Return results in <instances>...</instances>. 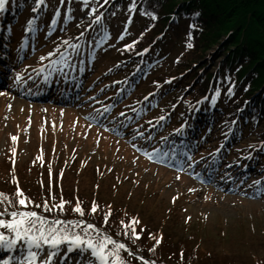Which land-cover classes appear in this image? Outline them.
<instances>
[{"label": "rangeland", "instance_id": "rangeland-1", "mask_svg": "<svg viewBox=\"0 0 264 264\" xmlns=\"http://www.w3.org/2000/svg\"><path fill=\"white\" fill-rule=\"evenodd\" d=\"M63 2L67 4L70 0ZM88 2L84 6L76 0L68 15L65 8L60 11L55 27L46 26L35 37L37 50L50 32L53 37L61 35L72 30L69 27L74 25L76 37L88 26L92 29L103 26L99 33L92 35V44L83 42L87 51L82 60L75 57L79 60L77 63L65 57L55 66H40L39 54L32 53V49L35 50L32 44L27 47L31 59L27 60L26 54H18L19 46L30 36L22 32L23 27L29 25L27 18L32 4L21 14L18 26L13 27V32L22 30L19 34L22 37L13 44L8 42V50L3 44L12 30L8 26L2 28L0 93L4 94L0 95V182L17 175V170L22 177H35L44 159L51 165V172L58 170L60 178L62 173H70V163L74 162L75 176L84 182L83 193L88 194L89 187L98 183L95 177H103L101 189L105 196L110 197L108 193L116 184L117 192L125 197L124 202L130 208L143 217L147 215V219L150 216L152 223L168 217L166 225L176 226L178 230L182 228L183 233L188 229L215 239V235L226 233L233 237L245 230L246 223L264 221V165L259 158L262 143L257 138L264 124L256 128L249 126L245 133L237 134L229 129V125H216L217 120L208 118L211 115L219 118L220 115L214 112L216 108L208 109V112L201 109L200 119V110L195 109V104L182 110H186V115L181 117L183 91H178V82H184L194 70L182 78L172 76L177 58L183 61L188 58L186 36L178 32L179 27H170L165 30V36L159 33L150 39L158 41L157 49L151 50L155 45L151 43L148 45L151 49L144 51L145 44L143 50L132 51L133 59L116 63L115 54L129 50L128 46L136 41L148 22L136 12L131 13L135 9L134 3L130 2L126 7V0L110 9L104 0ZM104 4L103 9L94 12ZM47 8L51 14L49 2ZM97 16L101 20L98 23ZM80 25H83L82 31H78ZM221 53L217 44L210 45L198 61V72L208 66L209 71L215 72L223 58ZM141 55L144 56L142 63L139 62ZM135 60L139 67L130 73ZM41 69L43 71H39ZM69 70L73 76L71 79L68 75L66 82L71 87L62 93ZM17 75L21 77L19 82ZM153 79L160 80V85H153ZM101 82L106 84L96 88ZM208 83L210 88L211 82ZM120 86L122 91L112 94ZM56 88L58 91L54 93ZM170 89L174 92L171 97L167 96ZM139 92L142 94L138 100L131 101ZM72 96L76 98L74 103ZM82 97L86 98L83 100ZM121 108L124 110L120 113ZM159 110L163 115L153 117ZM135 121L140 124L124 132V126L135 124ZM166 129H171L166 133L167 137L156 138V133ZM196 129L198 134L194 132ZM241 146L252 150L243 155L238 151ZM172 156L178 158L177 165L171 163ZM81 167L85 169L81 170ZM230 167L234 171L226 175ZM219 177L226 178L217 184ZM66 250L67 246H61L55 264L81 262L78 251L68 253L63 259ZM10 257L17 259L10 260L9 264H18L17 251L0 250V261ZM44 259L46 254H40L36 264Z\"/></svg>", "mask_w": 264, "mask_h": 264}, {"label": "trees", "instance_id": "trees-1", "mask_svg": "<svg viewBox=\"0 0 264 264\" xmlns=\"http://www.w3.org/2000/svg\"><path fill=\"white\" fill-rule=\"evenodd\" d=\"M75 1L71 0V10ZM122 1L107 0L108 9ZM9 2L18 9L20 4L34 0ZM80 2L84 6L89 3L88 0ZM130 2L134 3L133 11L145 17L148 23L141 29L140 36L136 37L129 50L120 52L116 58L128 59L132 51L141 50L145 44H150V39L157 34L163 33L165 36L166 29L179 27L178 32L186 36L188 58L185 61L177 58L172 76L182 78L194 70L185 81L182 79L184 82H178V91L186 87L187 93L192 90L185 95L186 104L206 95L202 109L208 110L210 103L216 109H223V118L216 125H230L234 119L232 129L237 134L245 133L249 126L256 128L264 124V0H126L125 6H129ZM105 4L94 12L98 13ZM83 25L79 26L78 31L83 30ZM74 27H69L72 30L60 39L55 51L74 37ZM98 28L92 29L91 35ZM154 44L153 48L159 45L158 41ZM188 44L192 47L189 48ZM212 44L218 45V52L222 51L223 58L215 72L209 71L208 66L199 73L198 61ZM179 74L182 76L178 77ZM160 80L153 79L151 82L156 84ZM208 81L211 82L210 88L207 86ZM257 138L263 142L259 158H262L264 164V129ZM70 167V173H62L60 178L58 170L50 171L47 160L35 172V177H22L17 170L16 176L12 175L8 181L0 182V194L8 197L7 200L0 197V212L5 209L9 212L34 211L49 222L56 219L80 222L81 227L74 229L80 235H83L85 224H93L117 243L125 244L126 250L120 251L124 264H264L263 220L246 223L245 230H240L241 233L233 237L231 233H226L223 236L215 235V239L188 229L183 233L182 228L178 230L176 226L166 225L168 217H161L157 223H152L150 216L147 219V215L143 217L140 212L130 208L124 202L125 197L117 192L116 184L110 190L112 194L108 193L110 197L105 196L101 189L103 177H95L98 183L89 187L88 194L83 193L84 182L75 176L74 162L70 163ZM108 187L111 188L110 182ZM17 190L23 195L18 197ZM20 199L31 203L21 207L18 204ZM62 202L63 210L53 207ZM45 203L51 211L43 207ZM77 204L83 215L73 210ZM93 204L96 205L94 213L91 211ZM105 215L108 216L107 223ZM133 229L139 239L133 236ZM0 231L12 235L4 229Z\"/></svg>", "mask_w": 264, "mask_h": 264}, {"label": "snow or ice", "instance_id": "snow-or-ice-1", "mask_svg": "<svg viewBox=\"0 0 264 264\" xmlns=\"http://www.w3.org/2000/svg\"><path fill=\"white\" fill-rule=\"evenodd\" d=\"M39 2L42 3L43 0H39ZM5 3L6 0H0V11L4 10ZM105 3H107V0H105ZM153 19H155L154 16ZM99 20L100 17L97 16L96 21L98 22ZM29 23H32V21H29ZM65 43L67 44V41ZM72 47L76 48L77 46L73 45ZM128 47H131V45ZM188 47L190 48L192 45L188 44ZM49 55L52 54L50 53ZM61 57L63 58V54H61ZM53 63L55 64L57 61H53ZM39 71H43V69ZM20 79L21 77L17 75L16 81L19 82ZM3 94L0 93V95ZM256 183L259 182L257 181ZM22 195L23 193L17 190V196ZM0 197L5 200L8 199L4 194H0ZM27 203H31V201L18 200V204L21 207H26ZM36 207H41V205H36ZM43 207L48 211L52 210L48 208L47 203ZM53 207L63 210L64 203L62 202ZM73 210L81 215L84 214L79 204ZM91 211L93 213L96 211L95 204H93ZM104 220L107 223V215H105ZM133 223H139V221H133ZM46 225L47 227H45ZM79 227H81L80 222L74 223L59 219L49 222L47 219L38 216L34 211L9 212L5 209L0 212V229H4L12 235L9 236L5 234V231H0V250L5 252L17 251L20 256L18 264H36L38 256L42 253L46 254V259L41 260L40 264H55L56 258L60 256L61 246H67L63 259L67 258L68 253L78 251L82 257L79 264H84L85 260L86 264H124L120 257V251L126 250L125 244L117 243L112 237L96 229L93 224H85L83 226V235L74 231L75 228ZM125 227H131V225H126ZM93 233H96V235H93ZM133 236L135 239L140 238L135 234V229H133ZM16 259L17 257H10L9 260L0 261V264H9L10 260Z\"/></svg>", "mask_w": 264, "mask_h": 264}, {"label": "bare ground", "instance_id": "bare-ground-1", "mask_svg": "<svg viewBox=\"0 0 264 264\" xmlns=\"http://www.w3.org/2000/svg\"><path fill=\"white\" fill-rule=\"evenodd\" d=\"M233 171H234V168H233V167H230V168L227 170L226 175H229V174L233 173ZM224 178H226V177H224ZM224 178H223V177H219V178H217V179H216L217 184H218V183H222V182H224Z\"/></svg>", "mask_w": 264, "mask_h": 264}]
</instances>
